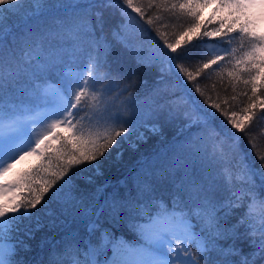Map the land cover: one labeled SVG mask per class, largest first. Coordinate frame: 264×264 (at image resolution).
I'll use <instances>...</instances> for the list:
<instances>
[{
    "label": "snow or ice",
    "instance_id": "6c2138e0",
    "mask_svg": "<svg viewBox=\"0 0 264 264\" xmlns=\"http://www.w3.org/2000/svg\"><path fill=\"white\" fill-rule=\"evenodd\" d=\"M209 4L213 11L201 20ZM24 5L25 0H0V264H237L233 256H240L239 264H254L264 256V149L256 143L264 127L254 131L264 121V0H32L33 15L18 31L5 29L6 19L19 16ZM109 9L124 21L111 38L104 32ZM153 9L160 14H150ZM182 17L186 27L180 25L170 40L162 29L173 25L161 22ZM132 25L142 32L150 26L159 51L138 48ZM234 41L238 47H231ZM53 42L59 51L50 55ZM217 45L225 54L203 60ZM116 46L138 65L157 69L145 104L149 120L162 123H149L136 111L134 85L112 69ZM224 62L231 65L226 75L233 92L243 86L240 112L222 107L228 100L214 101L201 87L202 77L211 79L206 70L214 72ZM224 74L222 68L215 72L221 80ZM177 124V142L166 146L158 170L141 171L135 194L113 192L101 200L97 193L110 185L94 178L104 175L110 150L145 142L141 129L163 137L165 125ZM201 151L218 166L216 175L173 181L170 203L157 196L154 181L169 177L181 155ZM122 154L117 150L115 160ZM31 155L39 162L13 172ZM53 157L55 170L45 162ZM81 165L92 175L78 176ZM77 179L93 187L81 191ZM221 182L228 193L223 200L216 197ZM241 207L244 214L228 225ZM69 216L72 224L83 225V234L68 227ZM46 225L63 228L64 236L42 238L41 249L50 248L46 260L42 254L25 260L21 253L31 251L28 241ZM117 225L135 239L118 238L111 230ZM241 227L248 237L259 232L258 244L249 240L257 248L252 260L235 246Z\"/></svg>",
    "mask_w": 264,
    "mask_h": 264
},
{
    "label": "trees",
    "instance_id": "16d2710c",
    "mask_svg": "<svg viewBox=\"0 0 264 264\" xmlns=\"http://www.w3.org/2000/svg\"><path fill=\"white\" fill-rule=\"evenodd\" d=\"M50 3H57L58 0H49ZM63 2H67V0H63ZM32 0H25L24 10L20 13L19 16L10 15L5 21V29H11L12 31H18L22 20H27L28 17L33 15V10L31 7ZM126 7V6H124ZM214 5L209 4L208 7L201 9L200 19L204 20L205 17H209V15L213 11ZM131 12V9H127ZM155 13L159 15L160 13H156V10H151V13ZM132 15H136V13H132ZM166 17L168 16L167 13L164 14ZM219 15V13H218ZM36 24L43 23L42 20L34 21ZM123 18L120 16L118 10L109 9L105 11V21H104V32L106 35L111 38V31L122 24ZM161 23H167L170 26L166 29H162L166 31L169 35V39L172 40L175 33L180 31V25H184L186 27L187 24V17L182 18H172V19H165ZM149 28L148 32H142L137 28L135 25L131 26V35L133 37V43L140 48L143 52L148 51H159V40L156 37L155 32L151 31L150 26H145ZM209 27H212L211 25ZM228 47V46H224ZM231 47H238V44L234 41ZM230 50V48H229ZM59 51L58 42H53V47L50 49L49 54L55 55ZM196 50H194L195 54ZM224 51L221 50V46L217 45L216 51H205L203 53L202 59L206 60L210 56L213 55H224ZM240 53L237 52V55ZM112 60V69L114 72H119L127 81L131 82L134 87L130 89V91L136 94V111L138 113H143V118L147 120L149 123H162L160 120L152 119L149 120L147 115V108L145 104V98L151 95V89L154 86V82L158 78V71L156 68H148L142 65H138L135 59L127 54L120 46H116L114 49L113 56L110 58ZM231 65L224 62L220 65V68L224 69L225 74L223 80L217 75L215 72L220 71V68H215L214 72L208 73L206 70V75H211V79H206L202 77L200 79L201 87L204 88L206 95H210L214 101L222 102L224 100H228L229 105H223L222 107L231 106L232 111L240 112V109L243 108L244 104L242 101L246 100V97L239 95L243 91V86H238L236 91L233 92L231 86L228 83V77L226 72L230 69ZM143 81H147V83H143ZM123 80L121 81V85L123 84ZM207 85V87H205ZM127 95V93H125ZM237 96L236 101H232L231 97ZM219 98V99H217ZM122 99V97H121ZM119 101H117L118 103ZM222 119V118H221ZM179 127L177 124L176 127L171 126H164V135L156 136L148 133L146 130L145 134L147 136V140L145 142H138L136 143L135 147H130L127 142H123L120 144L119 148L110 150L111 156L109 160L104 162V175L102 177H96L95 183H104L106 185H110L106 187L103 193H97L98 196L103 199V195H107L109 193H119L122 196H129L135 194V187L137 176L141 173L142 170L152 169H159L160 164L163 162V157L161 154L165 153L166 146H170L177 142L178 132L176 129ZM230 127V126H228ZM264 127V121H259L254 128V131H257ZM57 131H60L57 130ZM66 131V129H65ZM53 144H58V140H53ZM241 146L243 148H247V141L242 137ZM256 143L259 145L261 149H264V137L257 135ZM119 150L122 151V157L119 161L115 160V152ZM210 152V149L208 150ZM108 155V154H106ZM254 159V157H253ZM179 162L175 168L171 169V175L165 179L155 180V186L157 189V196H162V198L170 203V196L169 193L174 189L175 184H179L181 181L186 179H201L203 177H208L210 175L214 176L218 172V166L212 161L209 157L207 152L201 151L196 155L185 156L181 155L178 158ZM38 159L35 158L31 161H28L20 167L18 171H23L28 169L30 166L38 163ZM46 163H50L52 165V170H55V166L57 164V160L53 157L51 160L45 161ZM256 167H259V164H256ZM79 171L77 172L78 176L87 177L92 175V171L84 165L78 166ZM17 171V172H18ZM175 182V184L173 183ZM77 184L80 185L81 191L85 188L91 189L93 185H87L84 180L77 179ZM259 183V181H257ZM262 196H264V190H260ZM228 193L223 188L221 182V188L216 192V197L220 200H223L227 197ZM52 210L59 215L60 208L56 205L52 206ZM246 207H241L234 210V214L229 216L227 219V224L232 225L235 224L237 219L244 214ZM223 211L221 210L220 215H223ZM72 217L69 216V224L68 227L70 228H77L83 234L84 229L83 225L77 220L75 224L71 223ZM258 223V221H257ZM107 226V225H106ZM116 236L122 235L126 239L133 241L135 236L126 226L117 225L114 229H111ZM241 233L240 238L235 240V246L241 249V254L247 256L249 260H252L251 254L257 251L256 245H252L249 243V240L255 239L256 244L259 243V232H257L256 236L248 237L245 235V228L241 227L239 229ZM64 236V229L63 228H54L49 230L48 226L46 225L40 231L35 233V237L28 241L31 245V251L23 252L21 255L24 257L25 260H34L38 258L41 254L44 256V259H47L48 252L50 248L48 245H45L43 249H41L40 244L42 238H50L54 241H59L61 237ZM221 243L227 245L231 244L232 240L222 241ZM63 245H58V248H62ZM233 261H236L239 264L240 256H233L230 257ZM254 264H264V256H258Z\"/></svg>",
    "mask_w": 264,
    "mask_h": 264
},
{
    "label": "rangeland",
    "instance_id": "374dc122",
    "mask_svg": "<svg viewBox=\"0 0 264 264\" xmlns=\"http://www.w3.org/2000/svg\"><path fill=\"white\" fill-rule=\"evenodd\" d=\"M57 130H59V129H57ZM35 158H37L35 155H31V156H26L25 158H24V160H22V161H20L19 163H17L16 164V166H15V168L13 169V172H17L18 170H19V168L20 167H23V165L25 164V163H27L28 161H31V160H33V159H35ZM118 238H123V239H126L124 236H122V235H119V236H117ZM126 240H128V239H126ZM129 241H131V240H129ZM109 256H110V252H109Z\"/></svg>",
    "mask_w": 264,
    "mask_h": 264
}]
</instances>
